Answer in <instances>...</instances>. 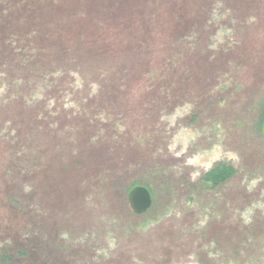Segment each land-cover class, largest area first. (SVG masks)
<instances>
[{"label": "rangeland", "instance_id": "obj_1", "mask_svg": "<svg viewBox=\"0 0 264 264\" xmlns=\"http://www.w3.org/2000/svg\"><path fill=\"white\" fill-rule=\"evenodd\" d=\"M263 105L264 0H0V264H264Z\"/></svg>", "mask_w": 264, "mask_h": 264}, {"label": "trees", "instance_id": "obj_2", "mask_svg": "<svg viewBox=\"0 0 264 264\" xmlns=\"http://www.w3.org/2000/svg\"><path fill=\"white\" fill-rule=\"evenodd\" d=\"M25 62H26V64H25L26 66L33 64V62L28 61V59L25 60ZM263 110H264V105H263ZM260 125H261L260 131H263L264 112H263V115H262V119L260 121ZM235 174H236V170H235V168L233 166L228 165V164H219L214 169L210 170L208 173H206L204 175V177L201 180V184H199V186H201V188H203V190H213V189H217V188H220V186H222L226 182H228L230 180V178H232ZM135 186H133L132 189L137 187V186L136 187ZM141 186L147 188L151 192V195L152 196L155 195L154 192H153V190H152V188L149 187L148 185H141ZM152 209H153V206L150 209V211ZM136 216L137 217H141L139 215H136ZM245 232H247V231H245ZM250 235H252V234L250 233ZM244 239H243V242L244 243H247L249 245V247H245L244 248L245 249L244 251H247L249 253L253 252V248H251L252 246L250 245V244H252L251 243V241H252L251 236H250V240L248 238H246V235H245V238ZM211 243H213V241ZM216 243H214V244H216ZM214 244H209V246H213ZM223 253H224V255H227V252L226 251L223 252ZM252 257L253 256H251V254H249L248 257H246L249 261H252V263H243V264H255V260L252 259ZM212 264H216V263L213 262Z\"/></svg>", "mask_w": 264, "mask_h": 264}, {"label": "water", "instance_id": "obj_3", "mask_svg": "<svg viewBox=\"0 0 264 264\" xmlns=\"http://www.w3.org/2000/svg\"><path fill=\"white\" fill-rule=\"evenodd\" d=\"M263 136H264V125H263ZM129 204L132 211L136 215H144L150 211L153 206V199L151 192L142 186L134 188L129 194Z\"/></svg>", "mask_w": 264, "mask_h": 264}]
</instances>
